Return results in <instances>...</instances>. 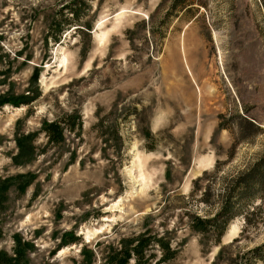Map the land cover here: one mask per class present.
Wrapping results in <instances>:
<instances>
[{
    "label": "rangeland",
    "instance_id": "1",
    "mask_svg": "<svg viewBox=\"0 0 264 264\" xmlns=\"http://www.w3.org/2000/svg\"><path fill=\"white\" fill-rule=\"evenodd\" d=\"M21 175L0 250L29 264L146 232L175 252L152 264H264V0H0V177ZM236 183L224 235L193 229Z\"/></svg>",
    "mask_w": 264,
    "mask_h": 264
},
{
    "label": "trees",
    "instance_id": "2",
    "mask_svg": "<svg viewBox=\"0 0 264 264\" xmlns=\"http://www.w3.org/2000/svg\"><path fill=\"white\" fill-rule=\"evenodd\" d=\"M64 9H66L67 12L71 13L72 15L77 13L75 6L71 5L70 3L65 5ZM70 21H74V23H76L75 18H72L70 20H66L68 25L72 24V22ZM68 118L70 121H75L76 119L71 114H68L67 117L64 118L67 123H69ZM69 125L72 128V123H69ZM70 126H68V124L64 122L54 121L46 124V126L43 128V132L47 135L48 141L50 143H59L65 140V130H70ZM254 172H256V169H252L250 172H248V174H246L245 177L252 176ZM259 175H263V170ZM25 177V175L19 176L18 179L13 177H0V225L2 223V215L7 209L9 191L12 187H17L19 191H22L27 185L24 180ZM240 189L241 187L236 183L233 195H230L226 199V201L222 205V210L217 217H214L213 219H202L199 216L195 217V223L191 227L193 229L204 232L209 231V229L214 232L218 231L217 234L221 235L222 237L227 230V225L230 219L237 216L239 213L235 208L234 201L236 196L241 193ZM0 236H2L1 226ZM76 240L77 238L73 237L71 238L70 242H76ZM220 240L221 239H218L215 242L220 243ZM154 246H157L161 249L163 261H167L168 259L173 258L175 255L170 242L165 241V239L163 238H154L152 235L146 232L138 236L124 238L121 241L120 247L111 246L109 248V254L105 257L102 264H130L131 261H134L135 264H152V262L156 258V254L151 251V248ZM256 252L258 253V250H256ZM262 257L263 256H254L256 260L262 259ZM248 261V264H252L250 258L248 259ZM0 264H29L25 246H22L17 239V247L14 254H10L5 250H0ZM83 264H90V262L86 261Z\"/></svg>",
    "mask_w": 264,
    "mask_h": 264
}]
</instances>
